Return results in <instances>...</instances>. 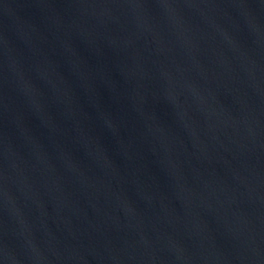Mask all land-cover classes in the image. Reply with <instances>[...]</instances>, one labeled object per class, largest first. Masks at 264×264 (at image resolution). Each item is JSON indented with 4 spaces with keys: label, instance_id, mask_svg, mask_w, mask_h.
<instances>
[{
    "label": "water",
    "instance_id": "water-1",
    "mask_svg": "<svg viewBox=\"0 0 264 264\" xmlns=\"http://www.w3.org/2000/svg\"><path fill=\"white\" fill-rule=\"evenodd\" d=\"M0 264H264V0H0Z\"/></svg>",
    "mask_w": 264,
    "mask_h": 264
}]
</instances>
